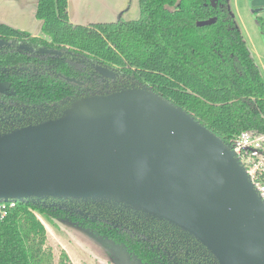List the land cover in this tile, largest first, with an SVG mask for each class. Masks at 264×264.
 I'll use <instances>...</instances> for the list:
<instances>
[{
  "label": "trees",
  "instance_id": "16d2710c",
  "mask_svg": "<svg viewBox=\"0 0 264 264\" xmlns=\"http://www.w3.org/2000/svg\"><path fill=\"white\" fill-rule=\"evenodd\" d=\"M138 2L137 20L120 16L116 22L79 26L70 22L68 0H39L42 37L0 24V40L7 44L0 47V81L14 89L13 95L0 92V134L57 119L84 97L148 88L228 147L244 132L264 136V75L228 0ZM258 22L264 29L261 18ZM99 67L115 78L103 76ZM12 202L15 206L0 214V264H55L38 214L123 245L142 264H219L182 230L120 206ZM58 264L73 262L62 251Z\"/></svg>",
  "mask_w": 264,
  "mask_h": 264
},
{
  "label": "water",
  "instance_id": "95a60500",
  "mask_svg": "<svg viewBox=\"0 0 264 264\" xmlns=\"http://www.w3.org/2000/svg\"><path fill=\"white\" fill-rule=\"evenodd\" d=\"M49 199L120 206L182 230L219 264H264V203L233 147L148 88L0 134V202Z\"/></svg>",
  "mask_w": 264,
  "mask_h": 264
},
{
  "label": "rangeland",
  "instance_id": "374dc122",
  "mask_svg": "<svg viewBox=\"0 0 264 264\" xmlns=\"http://www.w3.org/2000/svg\"><path fill=\"white\" fill-rule=\"evenodd\" d=\"M261 3L264 0H229L231 11L250 47L255 43L264 47V29L258 22L261 18L264 24V7L260 6ZM0 90L7 93L11 88L9 84L2 83ZM38 216L47 228L48 245L53 249L55 264H58L62 251L69 255L73 264H142L131 257L123 245L93 231L68 221L57 219L50 222Z\"/></svg>",
  "mask_w": 264,
  "mask_h": 264
},
{
  "label": "crops",
  "instance_id": "0c3cea01",
  "mask_svg": "<svg viewBox=\"0 0 264 264\" xmlns=\"http://www.w3.org/2000/svg\"><path fill=\"white\" fill-rule=\"evenodd\" d=\"M38 3L39 0H0V24L42 37V22L37 18ZM260 6L264 7V3ZM68 15L70 22L79 26L116 22L120 16L137 20L140 6L138 0H68ZM242 34L245 38L243 31ZM248 47L264 75V47L256 43Z\"/></svg>",
  "mask_w": 264,
  "mask_h": 264
},
{
  "label": "built area",
  "instance_id": "2783aa9c",
  "mask_svg": "<svg viewBox=\"0 0 264 264\" xmlns=\"http://www.w3.org/2000/svg\"><path fill=\"white\" fill-rule=\"evenodd\" d=\"M233 151L241 165L245 168L251 182L264 203V136H256L250 132L242 133L232 144ZM15 203L0 205L1 216L6 215L7 207Z\"/></svg>",
  "mask_w": 264,
  "mask_h": 264
},
{
  "label": "flooded vegetation",
  "instance_id": "af4514ba",
  "mask_svg": "<svg viewBox=\"0 0 264 264\" xmlns=\"http://www.w3.org/2000/svg\"><path fill=\"white\" fill-rule=\"evenodd\" d=\"M7 44L5 43V45H3V46H6ZM0 47H2V46H0ZM20 49H22V50H27V51H32L31 49H29L28 47H22V48H20ZM98 70V69H97ZM0 71H1V69H0ZM3 71H5L4 69H3ZM104 76V75H103ZM105 77H107V76H105ZM108 78H110V77H108ZM115 78V76L113 77V78H110V79H114ZM2 83H5V84H8L7 82H4V81H0V84H2ZM78 83V82H77ZM10 88H11V91L10 92H3V91H1L0 90V92L1 93H3V94H6V95H13L14 94V89H13V87H11L10 86Z\"/></svg>",
  "mask_w": 264,
  "mask_h": 264
}]
</instances>
